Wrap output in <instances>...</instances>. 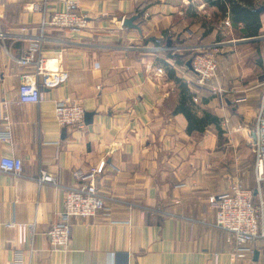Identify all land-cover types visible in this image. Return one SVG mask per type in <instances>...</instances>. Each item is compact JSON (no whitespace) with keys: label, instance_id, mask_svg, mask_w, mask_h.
Wrapping results in <instances>:
<instances>
[{"label":"crops","instance_id":"1","mask_svg":"<svg viewBox=\"0 0 264 264\" xmlns=\"http://www.w3.org/2000/svg\"><path fill=\"white\" fill-rule=\"evenodd\" d=\"M42 1L0 0V102L12 121V143L0 141V157L15 153L24 163L23 176L0 171V264H13L21 224L37 230L33 250L24 245L25 264H264V239L236 256L209 203L235 178L255 203L264 201L250 144L264 90V0H251L260 11L254 36L226 0H78L88 16L82 30L42 27L57 4L46 0L44 15L32 7ZM41 33L51 75L39 104L21 103V75L32 69L13 57ZM214 41L225 43L217 55L224 106L198 89L189 65L194 48ZM167 64L196 90L198 113L220 117L219 129L188 132L176 111L181 82ZM63 98L82 102V126L57 123L54 105ZM93 166L102 168L98 188L116 199L110 216L74 218L69 246L57 248L46 232L65 187L76 184V169ZM42 168L61 186L38 183L33 177Z\"/></svg>","mask_w":264,"mask_h":264},{"label":"built area","instance_id":"2","mask_svg":"<svg viewBox=\"0 0 264 264\" xmlns=\"http://www.w3.org/2000/svg\"><path fill=\"white\" fill-rule=\"evenodd\" d=\"M56 3L55 8L49 12V18L42 21V27L50 25L58 29L82 30L88 26V16L80 11L78 0H56ZM32 7L33 10L42 11L44 15L48 12L46 0L35 3ZM5 38L6 35L0 31V40L3 43ZM46 40L41 33L32 39L31 45L23 50L21 56H12L19 65L32 69L21 75L18 88L21 103L39 104L42 100V89L51 75L48 68L49 60L44 54ZM224 45L222 41H214L205 49L194 48L195 51L189 60L195 74L194 84L198 89H203L209 95L218 98L221 106H224L227 89L219 82L217 55ZM159 71L164 70L159 68ZM261 85H264V77ZM197 100L198 98L194 97V101ZM0 107V120L3 122L0 141L12 143V121L8 103L0 102ZM53 115L60 126H82L86 109L80 100L63 98L55 102ZM253 133L254 139H250V144L254 149L256 179L260 183L264 180V90L257 105ZM0 171L23 176V159L15 153L2 155ZM101 172L100 166L90 167L86 171L76 169L73 172L77 182L73 186L65 187V198L57 214L58 218L46 232L53 246L67 249L72 238L74 218L110 216L111 202L116 199L98 188L96 177ZM33 178L40 184L61 186L57 175L43 168ZM209 203L216 214L214 226L225 231L236 256H241L240 247H251L258 239H264V201L260 199L255 203L252 190L245 187L240 178L231 181L227 193L219 197L211 196ZM7 226H16V223H8ZM20 229L22 243L13 252V264H25L24 245H28L30 252L33 250V238L37 231L34 224H21Z\"/></svg>","mask_w":264,"mask_h":264},{"label":"trees","instance_id":"3","mask_svg":"<svg viewBox=\"0 0 264 264\" xmlns=\"http://www.w3.org/2000/svg\"><path fill=\"white\" fill-rule=\"evenodd\" d=\"M231 4V13L234 20H242L247 24L248 27L252 28L249 32L251 36L258 35L260 29V11L257 10L251 0H245L248 4L246 6L240 5V0H226ZM164 65H166L164 63ZM169 68V64H167ZM173 70L169 68L168 75L173 77L176 81L181 82L180 95L181 102L179 107L176 109L177 112L184 114L188 121V132L192 131H203L206 127L213 125L216 128H220L221 119L216 114L203 110L198 113L200 106L194 101V97H197L196 90L190 88L189 85L183 83L180 78L173 76Z\"/></svg>","mask_w":264,"mask_h":264},{"label":"rangeland","instance_id":"4","mask_svg":"<svg viewBox=\"0 0 264 264\" xmlns=\"http://www.w3.org/2000/svg\"><path fill=\"white\" fill-rule=\"evenodd\" d=\"M191 57V56H190ZM220 75H221V71L219 72V77H220ZM252 153V152H251ZM253 154V153H252ZM253 159H254V161H253V164L255 165V157H254V154H253Z\"/></svg>","mask_w":264,"mask_h":264},{"label":"water","instance_id":"5","mask_svg":"<svg viewBox=\"0 0 264 264\" xmlns=\"http://www.w3.org/2000/svg\"><path fill=\"white\" fill-rule=\"evenodd\" d=\"M130 22H131L130 19H128L127 21H125L126 24H130ZM86 116H87V113L85 115V119H86Z\"/></svg>","mask_w":264,"mask_h":264}]
</instances>
